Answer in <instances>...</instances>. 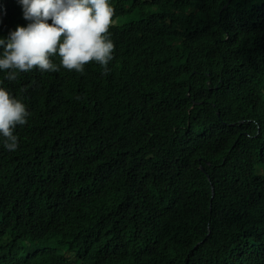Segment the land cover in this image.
<instances>
[{"label": "trees", "instance_id": "1", "mask_svg": "<svg viewBox=\"0 0 264 264\" xmlns=\"http://www.w3.org/2000/svg\"><path fill=\"white\" fill-rule=\"evenodd\" d=\"M109 3L106 75L96 62L15 81L0 70L30 113L19 147L0 144V264H264V0ZM27 24L0 0V37ZM157 36L181 41L169 49L178 81L207 108L183 107L184 89L164 97L153 74L121 101L110 73L127 57L166 59Z\"/></svg>", "mask_w": 264, "mask_h": 264}, {"label": "clouds", "instance_id": "2", "mask_svg": "<svg viewBox=\"0 0 264 264\" xmlns=\"http://www.w3.org/2000/svg\"><path fill=\"white\" fill-rule=\"evenodd\" d=\"M23 10V17L28 24L17 25L6 37H0V70L6 73L5 78L15 81L23 72L38 69L41 72H56L61 67L68 71L83 73L85 65L96 62L107 74L109 63L113 64L116 54V43L109 34L114 8L109 0H17ZM152 9L154 7H151ZM187 12H193L190 9ZM146 15L142 26L154 27V22ZM51 21V23H49ZM140 34H144V30ZM151 36V35H150ZM150 36L145 35L141 42ZM159 40L165 45L166 59L142 54V59L126 58L123 72L111 75L112 79H121V101L133 105L139 99L131 89L140 88L143 75L153 74L154 79H161L165 87L164 97L171 99L172 91L184 89L183 107L207 108L210 103L202 99L203 90L193 87V80L181 83L178 76L185 71L183 63L174 64L177 57L169 54L170 47L180 45L181 41ZM134 42H140L136 34ZM58 56L59 64L51 57ZM195 63V62H190ZM99 66V67H100ZM215 71L206 76H214ZM195 80V79H194ZM211 82L207 81V85ZM129 85L130 88L129 89ZM119 94V93H118ZM161 100L163 98L161 97ZM187 104H189L187 106ZM30 113L21 99L12 95L8 89L0 86V144L9 151L19 147L16 127L27 123ZM175 126V120H170ZM189 124L191 121L188 122ZM214 194V190H213Z\"/></svg>", "mask_w": 264, "mask_h": 264}]
</instances>
